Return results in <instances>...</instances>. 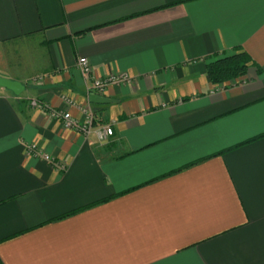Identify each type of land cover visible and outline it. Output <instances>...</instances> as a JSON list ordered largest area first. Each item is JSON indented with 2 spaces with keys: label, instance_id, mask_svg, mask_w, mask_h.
Returning a JSON list of instances; mask_svg holds the SVG:
<instances>
[{
  "label": "crops",
  "instance_id": "obj_1",
  "mask_svg": "<svg viewBox=\"0 0 264 264\" xmlns=\"http://www.w3.org/2000/svg\"><path fill=\"white\" fill-rule=\"evenodd\" d=\"M0 76V264H264V0H0Z\"/></svg>",
  "mask_w": 264,
  "mask_h": 264
},
{
  "label": "built area",
  "instance_id": "obj_2",
  "mask_svg": "<svg viewBox=\"0 0 264 264\" xmlns=\"http://www.w3.org/2000/svg\"><path fill=\"white\" fill-rule=\"evenodd\" d=\"M78 69L81 74L89 80V86L87 88V98L90 99L91 95H97L104 97L109 89L116 86H128L132 84V79L128 75L112 76L106 79L92 78V69L86 58H80L78 60ZM71 105L73 102H69ZM31 106L33 108L48 112L53 118L62 123L64 130L72 131L83 138L88 139L93 133H96L100 142L108 141L113 135L114 131L109 125H101L100 128L95 130L96 117L92 112L85 111V118L83 120L76 119L70 112H60L54 110L40 101H32ZM29 153L34 157H39V153L35 148H31ZM43 158L51 162V158L43 156Z\"/></svg>",
  "mask_w": 264,
  "mask_h": 264
},
{
  "label": "trees",
  "instance_id": "obj_3",
  "mask_svg": "<svg viewBox=\"0 0 264 264\" xmlns=\"http://www.w3.org/2000/svg\"><path fill=\"white\" fill-rule=\"evenodd\" d=\"M250 58L246 53L219 58L207 67V74L213 84H224L244 77L248 71Z\"/></svg>",
  "mask_w": 264,
  "mask_h": 264
},
{
  "label": "water",
  "instance_id": "obj_4",
  "mask_svg": "<svg viewBox=\"0 0 264 264\" xmlns=\"http://www.w3.org/2000/svg\"><path fill=\"white\" fill-rule=\"evenodd\" d=\"M0 89L7 90L13 93L15 96H20L25 91V87L21 83L1 76H0ZM90 102L96 105H106L110 103L109 100L97 95H91Z\"/></svg>",
  "mask_w": 264,
  "mask_h": 264
},
{
  "label": "rangeland",
  "instance_id": "obj_5",
  "mask_svg": "<svg viewBox=\"0 0 264 264\" xmlns=\"http://www.w3.org/2000/svg\"><path fill=\"white\" fill-rule=\"evenodd\" d=\"M235 81V80H234ZM105 142H107V141H105ZM105 142H102V143H105Z\"/></svg>",
  "mask_w": 264,
  "mask_h": 264
}]
</instances>
